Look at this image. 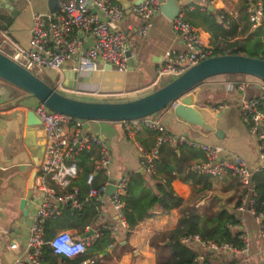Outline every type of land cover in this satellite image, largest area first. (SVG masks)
<instances>
[{
    "label": "crops",
    "instance_id": "obj_1",
    "mask_svg": "<svg viewBox=\"0 0 264 264\" xmlns=\"http://www.w3.org/2000/svg\"><path fill=\"white\" fill-rule=\"evenodd\" d=\"M62 1L65 0H59V4ZM115 2L124 10V17L119 27L126 34V50H131V57L136 66L133 69L127 66L126 70L120 73L113 67L107 69L104 66L97 70L82 68L77 71L76 85L69 86L64 74L65 71H72L69 69L70 61L66 63L64 69L61 71L54 70L55 72L51 74L50 79L55 82V84L53 83L54 88L59 87L62 91L76 95L82 100L99 102L127 101L143 96L155 89L154 74L156 68L162 63L165 53L168 50L181 49L183 46L172 28V20L167 18L160 9L152 16L151 25L146 33L140 36L138 30L143 21L135 16L136 14L132 11L133 6L138 4L137 0H115ZM176 2L179 10H183L184 17L199 30L203 42L211 44V33L205 30L201 18L196 15L198 11L203 12L199 2L197 0H176ZM0 3L12 6L15 15L12 17L8 9L0 8V37H5L11 47H13L12 43L27 47L33 15L50 14L49 0H0ZM198 6L199 9H197ZM239 6L240 0H213L210 9L223 11L230 20L239 25V31L244 25L240 18ZM6 17H8L9 22L3 19ZM100 17L103 18L102 15ZM247 23L250 25L248 20ZM248 33L249 31L245 35ZM245 35L235 38L244 39ZM233 39L231 38L229 41H233ZM38 71L43 73L42 69ZM219 76H224V79H219ZM225 76L216 75L204 81L203 84L208 90L209 101L207 102L196 99L198 88L192 90L194 100L204 104L212 114L227 107L228 110L221 119L232 112V106L236 99L233 94L240 97V92L237 90L228 91L220 85L221 82L230 80ZM242 80L252 83L253 88L248 90L247 94L254 95L258 89V77L246 75ZM39 104L40 102L35 97L0 78V256L3 259V264H12L17 256L26 254L29 228L36 216L38 204L43 199V194L35 189V176L31 182L32 174L36 171L41 158L35 160L23 143L25 123H20V113L24 114L29 108L33 109ZM170 111L171 108L169 107L163 115L155 114V117L159 121L165 117V120L177 130L176 132L167 130L168 132L190 141L188 139V128L190 127L178 121L170 114ZM241 123L245 127L239 125L236 131L234 124L232 125L230 122L226 124L225 121L220 122V119H217L216 126L224 131L223 139H218L214 134H201V136L205 141H208L205 144L221 145L223 148L222 157L238 155L250 166L256 167L258 162L257 142L248 134L246 124L243 121ZM141 128L129 135L121 121L109 123L101 120H90L85 124V129L91 134L99 135L110 149L112 156L110 180L113 185L123 177L141 173L146 177L150 187L155 189L156 181H151L150 174L146 173L141 166L142 152L149 151L154 147L155 135ZM35 138L38 145H43L41 125L35 128ZM183 144L201 153L200 157L185 155L183 163L185 166L188 165L187 170L190 171V164L202 160L204 155L200 148L186 143L180 142L172 147L177 148L179 153L178 146ZM169 146L171 147V145ZM88 151L92 152L91 159L94 161L97 156L96 148L92 147ZM157 177L164 181L166 175L159 172ZM170 186L175 195L183 200L180 208L193 205L194 199L199 196L194 206L200 216L199 230L204 236L215 234L222 222L225 221L227 214L236 216L240 221V223L238 222L240 226L236 228L230 226V228L246 233L248 239L250 235V254L246 256L248 257L247 264H264V239L260 228L258 229L257 219L245 211L236 215V211H240L238 207L245 191L237 178L229 171L221 176H209L208 181L197 183L194 187L190 182L176 177L171 180ZM31 189L33 190L31 199L28 201L27 213L24 215L20 210V200L27 197ZM87 191L88 186L86 184L81 186L82 208L90 201V199H86ZM160 200L161 197H159ZM180 208H174L168 213H163L157 205L150 210L151 215L149 217L129 231L126 221L125 224L121 223L109 201V197L106 195L99 203H94L86 208L87 213L83 220L85 225L82 231L70 226L68 221L63 220L61 224L53 227L50 234L46 232V235L51 237L60 230H68L74 238H83L82 235L92 229L94 234L88 235L92 237L90 242L92 243L94 238L99 237L101 228L106 227L110 230L112 241L102 249L94 251L86 249L79 256L65 257V259H61L62 256L58 255L56 264H75L74 261L81 256L86 258L76 264H91L93 262L95 264H165L170 257L168 236L178 225ZM14 243L16 247L11 248L10 246ZM194 246L198 255L203 256L204 264H231L235 258L237 261L234 264H244L239 262L241 255L244 254H234L224 249L204 250L205 248L200 244ZM205 251L209 255H205ZM11 258H13L12 261H10ZM44 264L55 263L46 261Z\"/></svg>",
    "mask_w": 264,
    "mask_h": 264
},
{
    "label": "built area",
    "instance_id": "obj_2",
    "mask_svg": "<svg viewBox=\"0 0 264 264\" xmlns=\"http://www.w3.org/2000/svg\"><path fill=\"white\" fill-rule=\"evenodd\" d=\"M4 1V0H3ZM200 8L205 11L213 5V0H197ZM164 0H142L135 4L132 11L142 18L143 24L138 34L143 36L150 27L152 16L160 10ZM246 14L252 28L264 25V1L246 0ZM103 16V18L100 17ZM124 17V10L115 0H65L54 14H34L30 29V38L27 47L13 44L14 52L9 56L22 67L33 72L34 69L50 68L55 71L64 69L67 62L71 61L70 70L77 72L87 68L97 70L109 64L117 67L118 71L127 68V37L119 27ZM220 14V19L224 18ZM172 28L184 46L183 50H168L162 63L156 68V84L162 75L179 76L189 67L213 56V46L204 43L199 30L184 18L183 10H179L177 16L171 21ZM90 38L93 44L84 49L83 45ZM220 85L225 90H237L240 92V119L246 124L248 134L257 142L258 162L254 170L238 155L222 157L223 148L219 144H196L177 137L168 132L157 118L143 117L134 120L121 121L127 134L133 133L140 127L157 132L154 147L149 151H143L141 166L148 174L155 173V160L159 155V146L162 144L175 145L186 143L200 148L204 158L190 164L189 170L208 176H221L229 171L237 178L244 189L243 197L238 210H247L257 220L264 219V212L255 211L254 183L252 175L256 170L264 168V80L258 77V95L244 97L246 89L252 85L247 80H225ZM178 103L174 101L171 108ZM41 121L43 138V155L37 164L35 171V189L43 194V199L37 207L34 221L30 225L26 254L17 256L12 264H44L42 256L47 245L55 255L72 258L83 254L92 241L91 236L74 238L68 230H60L47 237L45 226L50 218L61 215L63 208L69 206L72 210L82 209L83 201L80 196V187L74 184L80 173L77 156L88 151L92 147L97 150V156L93 161L92 170L85 177L88 186L86 199L99 203L105 196L106 186L112 181L111 164L112 156L104 139L99 135L91 134L85 129V124L90 120L54 112L40 103L33 108ZM101 172L106 180L99 186L94 185L95 176ZM128 177L121 178L115 184V190L109 197V201L116 211L122 224L125 220L122 216L124 203L121 200L126 191ZM250 193V194H249ZM240 223V221H239ZM239 223L230 225L233 228ZM261 235L264 239L262 224ZM239 238L243 242L241 249L225 243L217 246L210 240H203L199 234H189L181 237V242L187 245L200 244L205 249H224L231 253L248 255L249 239L246 233H241ZM60 241L67 249L68 254L57 253L52 247V242ZM15 248L16 244H12ZM80 249H83L82 251ZM248 258V257H247ZM0 264L3 259L0 256ZM192 264H204L202 255H197Z\"/></svg>",
    "mask_w": 264,
    "mask_h": 264
},
{
    "label": "trees",
    "instance_id": "obj_3",
    "mask_svg": "<svg viewBox=\"0 0 264 264\" xmlns=\"http://www.w3.org/2000/svg\"><path fill=\"white\" fill-rule=\"evenodd\" d=\"M264 1V0H263ZM199 9V6L197 7ZM240 18L244 22L243 27L238 31L239 25L228 18V16L219 10L207 9L203 12L198 11L197 16L202 20V26L211 33L213 46V55L221 54H243L255 58L264 60V25L251 28L247 23L248 17L245 12L246 0H240ZM224 14V18L220 19V14ZM185 18V17H184ZM9 22L8 17L3 18ZM186 19V18H185ZM187 20V19H186ZM189 21V20H188ZM190 22V21H189ZM191 23V22H190ZM249 33L245 35L247 32ZM246 37L244 39H237L236 36ZM234 38L233 41L229 39ZM227 74L226 76L228 77ZM232 75V74H231ZM141 129L146 130L155 135L157 132L146 127ZM177 148L170 147L168 144H162L159 146V155L155 160V173L150 174L151 181H156L155 189L150 187L147 179L141 173H135L128 177L126 191L122 195L121 200L124 203L122 208V216L127 224V229L132 230L137 224L142 222L145 218L151 215L150 210L159 205L160 210L163 213H168L174 208H180L183 200L179 196L175 195L171 189L170 182L172 179L179 177L183 181L190 182L194 187L195 184L202 181H208L209 176L198 175L187 170V166L184 165L185 155L190 157H200V151L191 148L187 145L178 146ZM91 151H83L77 156L78 165L80 167V173L78 179L74 181V184L85 186V177L93 168V160L91 159ZM162 172L166 175L164 181L157 177V173ZM254 190L256 192L255 197V211L257 213L264 212V168L256 170L252 175ZM106 180V177L98 172L94 179V185L99 186ZM159 197L161 200L159 201ZM199 196H196L194 203ZM193 205L180 208V216L178 219V225L173 229L169 238L170 257L165 264H192L193 259L198 255L194 245H187L181 242V237L189 234H199L203 240H210L217 246L228 243L232 246L241 249L243 246L242 240L239 238L241 232L233 230L230 225L238 223V218L234 215L227 214L225 221L222 222L217 232L210 236H204L199 230L200 216ZM92 200L80 210H72L69 206H65L61 213V217L50 218L46 222V232L50 234L53 227L61 224L63 220L68 221L70 226L83 230L86 217V208L93 205ZM262 231L264 233V219L261 221ZM112 241L110 237V230L108 228H101L99 237L93 239V242L89 244L87 250L94 251L102 249L108 243ZM205 255H209L205 251ZM58 255L53 254L49 246L44 247V253L42 260L44 262L50 261L57 263ZM60 257V256H59ZM86 257L81 256L76 259L74 263L82 262ZM65 259V257H61ZM237 258L233 259L231 264L236 263ZM91 264H95L94 262Z\"/></svg>",
    "mask_w": 264,
    "mask_h": 264
},
{
    "label": "water",
    "instance_id": "obj_4",
    "mask_svg": "<svg viewBox=\"0 0 264 264\" xmlns=\"http://www.w3.org/2000/svg\"><path fill=\"white\" fill-rule=\"evenodd\" d=\"M141 2L142 0H137V3ZM2 7L8 9L12 17L15 16L12 6L0 3V8ZM59 7V0H49L50 13L54 14ZM160 9L170 20H173L179 12L176 0L164 1ZM92 44L93 40L90 38L84 43L83 48L86 49ZM125 54L127 66L133 69L136 65L132 60L131 50H127ZM103 65L107 69L111 68L109 64ZM226 74H245L264 80V60L243 54L213 55L189 67L165 85L141 97L122 102L87 101L61 94L35 73L22 67L0 51V78L35 97L51 111L85 120L119 122L150 116L168 105L171 106L174 101L178 100L174 107H170L172 116L198 133L202 135L214 134L220 140L224 137V131L216 126V120L221 118L228 108L212 114L204 104L194 100V93L191 88L208 78ZM64 75L67 77L66 83L69 86L76 85L77 72L65 71ZM23 122L25 123L23 143L34 159L38 160L43 155L44 147L36 143L35 128L41 125V121L34 110L29 108L24 114L20 113V123ZM34 176L35 172L32 174L31 182ZM115 188L112 183L108 184L105 194L111 195ZM32 191L31 189L27 197L20 200V210L24 215L27 213L28 201L31 199ZM93 234L94 231L90 229L82 237Z\"/></svg>",
    "mask_w": 264,
    "mask_h": 264
},
{
    "label": "rangeland",
    "instance_id": "obj_5",
    "mask_svg": "<svg viewBox=\"0 0 264 264\" xmlns=\"http://www.w3.org/2000/svg\"><path fill=\"white\" fill-rule=\"evenodd\" d=\"M135 16H137V15H135ZM138 18H140L141 20H142V18L141 17H139V16H137ZM143 21V20H142ZM184 49V46H182L181 47V49H175V50H183ZM0 51L2 52V53H4V54H6L7 56H12V54H13V52H14V48L13 47H11V45L9 44V43H7V40H6V38L5 37H0ZM114 68V70H116L117 72H122V71H118L117 70V67H113ZM42 70H43V73H41V72H39V71H37V69H34L33 70V73H35L40 79H42L44 82H46L48 85H52L53 86V88H54V84H55V82L53 81L52 82V80L50 79V76H51V74L52 73H54L55 71L53 70V69H50V68H42ZM227 75V74H226ZM246 75L245 74H230V75H228V79H230V80H242L244 77H245ZM155 77H156V72H155V74H154V79H155ZM226 78H227V76H225ZM219 79H224V76H219L218 77ZM173 79V77L171 76V75H167V74H165V75H162L161 76V78L159 79V81L156 83V85H155V89L156 88H159V87H161V86H163V85H165L166 83H168L169 81H171ZM205 81V80H204ZM204 81H202V82H200V83H198L196 86H194L193 88H191L192 90H195V88H198V92H197V94H196V99L197 100H199V101H205V102H207V101H209V99H208V95H207V92H208V90H207V88L205 87V85L203 84L204 83ZM54 83V84H53ZM253 88V86H249L247 89H246V91H245V93H244V97H246V98H249L250 97V95H248L247 94V92H248V90H250V89H252ZM58 92H60L61 94H63V95H66V96H69V97H73V98H76V99H80V98H78L76 95L74 96V95H72L71 93H68V92H65V91H62L61 90V88H59V87H56L55 88ZM154 89V90H155ZM236 91V90H235ZM234 92V91H233ZM259 94V89H256V92H255V94L254 95H258ZM233 95H235L236 96V99H235V102H234V104H233V106H232V112H229L226 116H224V120L223 119H221V118H219L220 119V122L221 121H225L226 122V124H228V122H230L232 125L234 124V129L237 131V127L240 125V126H244V124H242L241 122H242V120L239 118V116H238V113L240 112V102H241V98L240 97H238V95H236V94H233ZM141 97V96H140ZM82 98V97H81ZM82 100V99H81ZM132 100V99H131ZM196 100V101H197ZM169 105L168 106H166L165 108H163V109H161V110H159V111H157V112H155L154 114H152V115H150V116H148V117H151V118H156L155 117V114H158V115H163L164 114V111H166L167 109H169ZM227 117V118H226ZM163 119L160 121L162 124H163V126L165 127V129L166 130H171L172 132H176L177 130L176 129H174V127L171 125V123H169V122H167L166 120H165V117H162ZM218 119V120H219ZM239 119H240V121H239ZM81 120H85V119H81ZM107 122H109V123H112V122H114V121H107ZM245 127V126H244ZM246 129V128H245ZM188 139L191 141V142H195V143H197V144H199V145H202V144H205L206 142H208V141H205L204 140V138L201 136V134H199L197 131H194V130H192V129H190V128H188ZM250 169L251 170H254L255 169V166H253V165H251L250 166ZM250 194V193H249ZM245 212H247V213H249L248 212V210H247V204H246V206H245V210H244ZM241 213H244V212H242V211H236V215H239V214H241ZM253 218H255L251 213H249ZM256 220V219H255ZM257 221V224H258V229L260 228V224H261V221H259V220H256ZM204 250H206V249H204ZM249 254H250V235H249V252H248V255L247 256H249ZM14 258V257H13ZM13 258H11L10 259V261H12L13 260ZM240 261V263H246L247 264V261H248V259H247V257H246V255H241V257H240V259H239Z\"/></svg>",
    "mask_w": 264,
    "mask_h": 264
},
{
    "label": "clouds",
    "instance_id": "obj_6",
    "mask_svg": "<svg viewBox=\"0 0 264 264\" xmlns=\"http://www.w3.org/2000/svg\"><path fill=\"white\" fill-rule=\"evenodd\" d=\"M52 247L56 249L58 254L61 252L68 254V249L60 241L52 242ZM80 250L82 251L83 249Z\"/></svg>",
    "mask_w": 264,
    "mask_h": 264
}]
</instances>
